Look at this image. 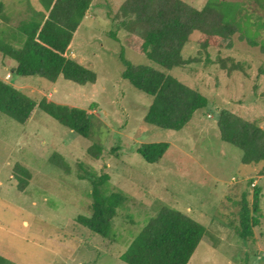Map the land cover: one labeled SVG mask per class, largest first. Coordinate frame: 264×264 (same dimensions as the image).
Masks as SVG:
<instances>
[{
    "label": "rangeland",
    "instance_id": "1",
    "mask_svg": "<svg viewBox=\"0 0 264 264\" xmlns=\"http://www.w3.org/2000/svg\"><path fill=\"white\" fill-rule=\"evenodd\" d=\"M125 1L94 0L74 34L68 56L94 70L95 83L18 75L17 62L0 55L1 79L38 102L47 98L88 110L94 118V135L87 138L39 106L24 124L0 112V255L15 264H128L122 254L148 221L170 206L210 234L188 264H264V175L259 173L264 164H244L243 150L223 140L218 127L221 110L228 109L264 128L263 48L237 32L231 49H203L201 32L195 31L182 52L190 64L166 70L139 52L141 39L122 25L117 14ZM185 1L202 9L209 0ZM0 2L8 19L0 17V28L12 33L29 16L28 0ZM246 3L251 19L245 26L256 29L258 19L264 23V8ZM248 33L264 46V27ZM122 54L136 65L173 75L205 95L208 106L182 130L146 122L154 97L123 77ZM220 58L228 67L240 62L242 68L230 72ZM158 142L171 148L150 163L139 148ZM96 144L103 145L101 154ZM56 153L68 162L69 173L52 163ZM17 163L31 175L25 190L15 177ZM88 172L109 174L110 188L126 196L113 218L111 237L79 220L93 212L92 183L80 177ZM254 186L261 187L258 213L253 211ZM243 204L247 221L240 225ZM254 217L259 224L253 227L249 220Z\"/></svg>",
    "mask_w": 264,
    "mask_h": 264
},
{
    "label": "trees",
    "instance_id": "2",
    "mask_svg": "<svg viewBox=\"0 0 264 264\" xmlns=\"http://www.w3.org/2000/svg\"><path fill=\"white\" fill-rule=\"evenodd\" d=\"M246 2H255L264 8V0H209L202 9L185 0H126L117 16L123 18L122 25L134 34L133 37L141 39L139 52L166 70H172L190 64L182 52L195 31L201 32L203 49H231L235 35L241 32L250 44H260L264 51L263 41L248 38L249 29L263 28L264 23L258 19L256 29L245 26L251 19ZM93 3L94 0H28L29 16L18 23L15 31L10 33L0 28V55L4 60L17 62L14 72L18 75L40 76L52 82L63 76L81 85L95 83L96 72L67 55L74 34ZM4 8V3L0 2V17L7 21ZM12 35L13 39L10 38ZM122 61L125 65L123 77L154 97L145 116L146 122L162 129L182 130L197 111L208 106L209 99L205 95L173 75L153 66L136 65L123 54ZM218 62L230 72L242 68L240 62L231 67L225 59L220 58ZM37 106L79 135L93 137L94 118L88 110L58 104L47 98L38 102L0 78V112L24 124ZM218 127L223 140L243 150L244 164H264L263 127L228 109L221 110ZM95 147L101 154L103 145L96 144ZM170 148L168 142L146 143L140 146L139 152L148 162L155 163ZM51 161L70 172L62 155L54 154ZM80 167L83 169L82 165ZM14 173L19 179V188L25 190L31 178L28 169L17 163ZM259 173L264 175V167ZM80 175L92 183L93 212L91 216H80L79 220L92 231L111 237L113 218L118 215V208L124 204L126 196L110 188L109 174L97 176L88 172ZM253 189V211L258 213L261 187L254 186ZM245 208L248 206H242V217ZM251 220L249 225L259 224L256 217ZM246 221L245 216L240 225H245ZM205 234L206 227L200 222L176 208L163 206L122 254V259L128 264H188ZM0 264L15 263L0 255Z\"/></svg>",
    "mask_w": 264,
    "mask_h": 264
},
{
    "label": "crops",
    "instance_id": "3",
    "mask_svg": "<svg viewBox=\"0 0 264 264\" xmlns=\"http://www.w3.org/2000/svg\"><path fill=\"white\" fill-rule=\"evenodd\" d=\"M70 46H71V45H70ZM70 51H71V47H69V49H68V51H67V55H68V53H69ZM9 75H10L9 78L11 79V78H12V75H11V74H9ZM211 234H212V233H211ZM205 235H206V237H207V236H210V234H209L207 231H206V234H205ZM211 236H213V235H211ZM207 238H208V237H207Z\"/></svg>",
    "mask_w": 264,
    "mask_h": 264
},
{
    "label": "clouds",
    "instance_id": "4",
    "mask_svg": "<svg viewBox=\"0 0 264 264\" xmlns=\"http://www.w3.org/2000/svg\"><path fill=\"white\" fill-rule=\"evenodd\" d=\"M9 77H10V75H9Z\"/></svg>",
    "mask_w": 264,
    "mask_h": 264
}]
</instances>
